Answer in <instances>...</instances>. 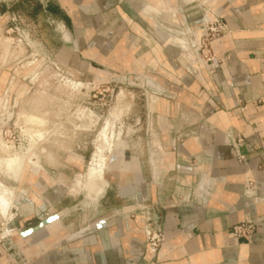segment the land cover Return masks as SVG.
<instances>
[{
  "label": "crops",
  "instance_id": "obj_1",
  "mask_svg": "<svg viewBox=\"0 0 264 264\" xmlns=\"http://www.w3.org/2000/svg\"><path fill=\"white\" fill-rule=\"evenodd\" d=\"M39 1L40 13L59 18L75 52L90 60L99 59L98 51L112 50L129 31L141 37L150 32L148 4L159 5L157 21L163 17L184 25L195 36L203 22L201 5L180 6L179 0ZM214 2L223 26L221 38L212 43L215 68L205 71L199 83L188 75L177 80L182 88L176 98L195 116L188 139L175 149L169 146L163 158H115L106 170L104 215L89 221L86 234L69 232L68 209L51 213L63 206L68 189L44 175L37 185L41 199L26 206L14 224L13 242L24 261L0 247V264H130L133 257L137 264H264V203L244 196L251 183L264 198V0ZM15 3L8 0L0 19L15 18ZM171 62L176 68L185 65L179 57ZM179 109L170 106L168 115ZM230 133L245 140L242 164L228 145ZM134 198L153 206L164 232L153 260L141 218H130L133 207L127 202ZM112 199L117 205H110ZM53 216L57 219L44 228L25 234ZM246 220L257 229L250 240L238 239L232 228Z\"/></svg>",
  "mask_w": 264,
  "mask_h": 264
},
{
  "label": "rangeland",
  "instance_id": "obj_2",
  "mask_svg": "<svg viewBox=\"0 0 264 264\" xmlns=\"http://www.w3.org/2000/svg\"><path fill=\"white\" fill-rule=\"evenodd\" d=\"M7 2L0 0L1 12ZM179 4L201 5L198 35L163 17L157 21L159 9L149 8L150 32L141 37L129 31L112 50L98 51L99 59L93 61L75 52L59 18L40 13L39 0H16L11 5L15 18L0 19V190L12 215L0 216V247L15 260L24 261L13 242L14 224L26 206L41 199L37 185L44 175L68 189L63 206L51 213L68 209L69 232L86 234L89 221L104 215L101 198L110 169L105 170L115 158H163L169 146L175 149L188 139L195 116L176 98L177 80L188 75L199 83L207 72L201 62L207 55L204 15L213 16V22L220 18L214 0ZM220 38L210 40L211 49ZM172 57L185 65L176 68ZM170 106L180 109L169 116ZM101 159L106 164L99 173ZM121 161L115 162L117 168ZM127 204L133 207L130 218H140V200Z\"/></svg>",
  "mask_w": 264,
  "mask_h": 264
},
{
  "label": "built area",
  "instance_id": "obj_3",
  "mask_svg": "<svg viewBox=\"0 0 264 264\" xmlns=\"http://www.w3.org/2000/svg\"><path fill=\"white\" fill-rule=\"evenodd\" d=\"M203 4L206 5V3L204 2ZM206 16L207 15H204V23L202 25V38L203 45L206 48L204 53H206L207 55L205 56L206 61L201 60V62H204L207 65L208 70L213 71L215 67L213 57L211 56V43L209 42L210 40L217 38L223 32V26L217 20L216 22L207 20ZM227 142L232 152L234 153V156L238 163H244L245 157L242 154V148L245 144L244 138L241 136L234 137L233 134L230 133L227 135ZM251 185L252 184L250 183L245 189L244 196L248 198H255L258 203H264V198L258 197L255 191H253ZM136 214L141 218L145 241L148 247V252L150 254V260H153L156 258L159 249L165 241V236L161 227L159 217L153 206L145 202L138 205ZM256 229L257 226L255 222H253L252 220H246L243 223L234 226L232 228V233L238 239L250 240ZM137 263V258L133 257L130 259V264Z\"/></svg>",
  "mask_w": 264,
  "mask_h": 264
},
{
  "label": "bare ground",
  "instance_id": "obj_4",
  "mask_svg": "<svg viewBox=\"0 0 264 264\" xmlns=\"http://www.w3.org/2000/svg\"><path fill=\"white\" fill-rule=\"evenodd\" d=\"M160 4V3H159ZM150 8V10H152V11H154L153 9H159V5H157V6H154V5H149V7L147 6V8H146V10L147 9H149ZM147 11H149V10H147ZM151 12V11H150ZM145 13V12H144ZM148 13V12H147ZM152 13V12H151ZM210 13V12H209ZM208 14V13H207ZM213 15V14H212ZM215 15V14H214ZM212 18H213V16H211V19H208V20H212ZM188 49H189V47H188ZM105 160H103V159H101L100 161H99V169H98V171L97 172H99V173H102V169L105 167ZM94 168H96V167H94ZM91 171H93V170H91ZM106 171V170H105ZM104 176V175H103ZM11 205V203H10V201H9V199H8V197L0 190V215H5V216H7L6 214L8 213V211L7 210H9V206ZM11 214V213H10ZM7 232V231H6ZM7 234V233H6Z\"/></svg>",
  "mask_w": 264,
  "mask_h": 264
},
{
  "label": "water",
  "instance_id": "obj_5",
  "mask_svg": "<svg viewBox=\"0 0 264 264\" xmlns=\"http://www.w3.org/2000/svg\"><path fill=\"white\" fill-rule=\"evenodd\" d=\"M56 219H57V216H53L51 218H48L47 220H44L42 223H40L37 227L26 231L25 234L26 235H30V234H32V233L44 228L45 226H47L48 224H50L51 222H53Z\"/></svg>",
  "mask_w": 264,
  "mask_h": 264
}]
</instances>
